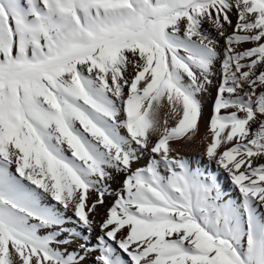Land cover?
Here are the masks:
<instances>
[{"label":"snow or ice","instance_id":"1","mask_svg":"<svg viewBox=\"0 0 264 264\" xmlns=\"http://www.w3.org/2000/svg\"><path fill=\"white\" fill-rule=\"evenodd\" d=\"M261 159L264 0H0V264H264Z\"/></svg>","mask_w":264,"mask_h":264},{"label":"bare ground","instance_id":"2","mask_svg":"<svg viewBox=\"0 0 264 264\" xmlns=\"http://www.w3.org/2000/svg\"><path fill=\"white\" fill-rule=\"evenodd\" d=\"M232 20H233V25L235 24L236 21V16L233 13L232 15ZM207 27V25H206ZM227 27V26H226ZM228 32L231 33L232 32V28L228 27ZM213 35H215V33H213ZM221 44H223V40L221 39ZM253 45L251 44H244L241 46V49L243 48H248L251 47ZM220 83V65L217 64L216 65V69H215V76L213 78V84L212 86L209 88V91L207 94L202 96V100L204 102V115H203V119L201 121L200 124V136H203L206 132L204 131V127L208 124V120L212 114V105H213V100L215 98V94H216V87L217 85ZM153 140H155V137H153ZM205 143H200L199 142V137L197 138V142L191 143V144H187V145H182L179 146L180 147V152L182 155H184L185 157H187L190 161L193 162V164L195 165L197 161L200 162L201 165L206 164L207 163V157L203 156V153L205 151ZM149 162V157L147 154H145L140 161L137 164L133 165V168L136 167H143L146 166ZM257 163H264V159L258 160ZM211 170L212 171H216V166L215 164L211 165ZM125 178V175L123 173H121L119 176H116V178L112 181V189L113 194L109 195L106 198V204L104 206V208L99 209L98 213L96 214V219L97 222H99V220L104 216L107 207H109L112 203H114L115 199H116V192L119 191V189L122 187L123 184V180ZM220 180L223 182V187L225 190H229L231 189V185L228 181V178L226 176V174L221 173L220 174ZM232 195L236 196L237 193L234 189H232ZM50 202V201H49ZM69 215H71V213H69ZM100 234V229L97 227L95 229V231L92 233V239L93 242H95L96 237ZM76 245L73 244L70 246L71 250L72 248H75ZM99 255L98 252L93 253L88 261L86 262V264H94V260L93 257Z\"/></svg>","mask_w":264,"mask_h":264},{"label":"rangeland","instance_id":"3","mask_svg":"<svg viewBox=\"0 0 264 264\" xmlns=\"http://www.w3.org/2000/svg\"><path fill=\"white\" fill-rule=\"evenodd\" d=\"M204 131H205V132L207 131V125L204 127Z\"/></svg>","mask_w":264,"mask_h":264}]
</instances>
